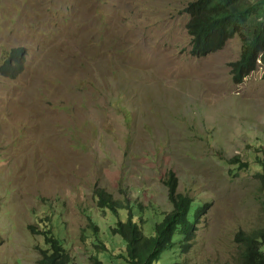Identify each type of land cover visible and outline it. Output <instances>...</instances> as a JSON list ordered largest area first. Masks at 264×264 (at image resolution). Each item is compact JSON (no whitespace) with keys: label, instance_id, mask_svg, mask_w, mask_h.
<instances>
[{"label":"rangeland","instance_id":"rangeland-1","mask_svg":"<svg viewBox=\"0 0 264 264\" xmlns=\"http://www.w3.org/2000/svg\"><path fill=\"white\" fill-rule=\"evenodd\" d=\"M192 1L0 0V68L24 52L0 74V264H38L43 224L75 264L93 262L94 225L125 254L96 196L169 213L170 172L208 205L185 264H235L236 234L264 226V69L234 84L239 37L194 57Z\"/></svg>","mask_w":264,"mask_h":264},{"label":"trees","instance_id":"trees-1","mask_svg":"<svg viewBox=\"0 0 264 264\" xmlns=\"http://www.w3.org/2000/svg\"><path fill=\"white\" fill-rule=\"evenodd\" d=\"M185 12L189 15L187 30L194 57L219 52L231 39L239 37L241 55L230 63L234 84L241 85L260 67L264 69V0H194ZM23 53L17 49L8 54L0 68L1 76L15 78L21 72ZM259 162L262 171L257 173V178L264 194V159ZM233 163H240L239 158ZM166 183L173 209L162 215L144 211L142 206L124 205L105 191L96 196L98 209L113 219L108 236L122 241L125 254L116 257L113 247L102 244L94 225L92 246L96 253L92 264H185L208 205L179 192L175 173L168 174ZM30 231L33 236L43 237L45 243V248L39 251L38 264H75L60 225L43 224L40 231L34 227ZM235 242L239 248L235 264H264V226L252 232H238Z\"/></svg>","mask_w":264,"mask_h":264}]
</instances>
